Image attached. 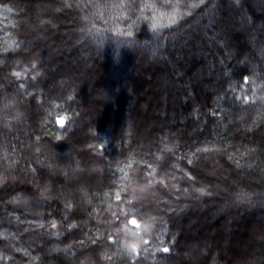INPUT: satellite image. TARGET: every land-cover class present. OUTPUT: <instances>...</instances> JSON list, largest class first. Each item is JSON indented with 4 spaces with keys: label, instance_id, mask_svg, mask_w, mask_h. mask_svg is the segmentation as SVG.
Instances as JSON below:
<instances>
[{
    "label": "trees",
    "instance_id": "1",
    "mask_svg": "<svg viewBox=\"0 0 264 264\" xmlns=\"http://www.w3.org/2000/svg\"><path fill=\"white\" fill-rule=\"evenodd\" d=\"M0 264H264V0H0Z\"/></svg>",
    "mask_w": 264,
    "mask_h": 264
},
{
    "label": "rangeland",
    "instance_id": "2",
    "mask_svg": "<svg viewBox=\"0 0 264 264\" xmlns=\"http://www.w3.org/2000/svg\"><path fill=\"white\" fill-rule=\"evenodd\" d=\"M57 10V8H54V7H50L49 6V9H48V13L50 14V13H56L55 11ZM60 22H58L57 24H59ZM65 24H68V23H65ZM53 29H54V26L52 25L51 26ZM230 27V29L232 30V32H235L236 31V28L234 27V26H229ZM59 29V28H58ZM57 29H54L53 31H56ZM237 32V31H236ZM57 33V32H56ZM64 33V32H63ZM58 35V34H57ZM206 44L208 45L209 44V41L208 42H206ZM73 46V44L72 45H70V46H68V47H66V49L64 48V50H65V52L67 51V52H69V49L71 48ZM76 46H78V45H76ZM78 53H79V50H78ZM188 55V56H187ZM186 56H187V61H188V59H190V58H196V56H197V54H193V53H188ZM196 59H198V58H196ZM72 64H74V62L72 61ZM89 65H91V67H86V65L85 66H81V67H79V65H78V67H79V69H77L78 70V77L76 78V83H77V85H79V86H83L84 85V82L86 81V80H88L87 78H88V76H89V74H90V72H91V70H94L95 69V66H96V64H94V63H88ZM88 65V66H89ZM88 68V69H87ZM109 75V74H108ZM108 75H107V77H106V79H105V81L106 82H108L107 81V79L109 78L108 77ZM111 76V75H110ZM207 77V76H206ZM209 78V77H208ZM205 79V78H204ZM117 78L115 77V76H111V78H110V81L108 82V83H112V81H114V86L116 85V83H117ZM98 81H95V83H97ZM94 83V84H95ZM99 83V82H98ZM101 83V82H100ZM120 83V82H119ZM123 83L124 82H122V84H120V87H122L123 86ZM170 83L169 82H166V86H168ZM89 85V84H88ZM117 85H119L118 83H117ZM152 85L154 86V85H156V83L154 82V81H152ZM152 85L151 86H149V89H150V87H152ZM62 87V86H61ZM106 88H102V87H100V86H96V87H93V89H92V94H96L95 96H93V100L94 99H96V101H99L101 104H104V105H109L110 106V110L108 111L109 112V114L108 115H110V118L112 119V110L113 111H116L117 109V107L113 104V106H112V103L110 104V101H112L113 100V96L111 95V93H113L114 91H116L117 89H115L116 88V86L115 87H113L112 89H110V88H108L107 86H105ZM63 88V87H62ZM213 87H210V86H206V88L205 89H212ZM163 92H164V94H165V90H163ZM128 93V106H130V107H132L133 105H134V95H138L139 94V92L138 93H135L134 91H133V93H135V94H132L131 93V91H128L127 92ZM132 94V95H131ZM145 94V93H144ZM114 95H116V93L114 92ZM142 99L143 98H146V97H144V95L142 94V97H141ZM144 100V99H143ZM159 101V100H158ZM168 102H169V100H168ZM100 106V105H99ZM103 106V105H102ZM101 106V107H102ZM104 107V106H103ZM113 109H112V108ZM148 109H150V107L148 108ZM148 109H145V110H143L144 112V114H145V116H146V124L144 125V127H145V132L147 131V128H151L152 126H153V123L154 124H157L158 122H160L162 119H161V117H160V113H155V109L152 107V110L154 111V112H150V110H148ZM157 110V109H156ZM153 113H154V116H152L153 115ZM13 119H15V118H13ZM154 119V120H153ZM152 120V121H151ZM171 122V121H170ZM91 170V169H90ZM91 172H92V170H91ZM247 211V209H245V212ZM215 213H216V210H215ZM248 215V214H247ZM249 216V215H248ZM258 217H259V215L256 213V215H251L250 216V218L252 219V221H255L256 223H261V222H258L257 221V219H258ZM135 222H136V220L135 219H133ZM131 224V223H130ZM137 224V222L135 223V224H131V225H136ZM237 230H240L241 232H243L244 231V233H247L246 231H248V229L247 230H243L241 227H238L237 229H236V231ZM252 230V232L254 231V229H251ZM199 232H200V234L201 233H203V232H201L200 230H199ZM251 231H248V233H250ZM204 236H207L208 237V235H211V233L209 234L208 232L205 234H203ZM238 242H235V244H236V246H238L239 247V242L241 241V243H242V241L243 240H241V238H239V239H236ZM238 243V244H237Z\"/></svg>",
    "mask_w": 264,
    "mask_h": 264
},
{
    "label": "snow or ice",
    "instance_id": "3",
    "mask_svg": "<svg viewBox=\"0 0 264 264\" xmlns=\"http://www.w3.org/2000/svg\"><path fill=\"white\" fill-rule=\"evenodd\" d=\"M15 75H19V73H16ZM244 81H245V83H247L248 82V78L244 77ZM59 123L63 124V120L59 121ZM131 223L135 224L136 222L133 220V221H131ZM52 227H55V224H53ZM163 251L164 252H168L169 249L168 248H164Z\"/></svg>",
    "mask_w": 264,
    "mask_h": 264
},
{
    "label": "water",
    "instance_id": "4",
    "mask_svg": "<svg viewBox=\"0 0 264 264\" xmlns=\"http://www.w3.org/2000/svg\"><path fill=\"white\" fill-rule=\"evenodd\" d=\"M131 221H133V219L130 220V223H131ZM131 224H133V223H131Z\"/></svg>",
    "mask_w": 264,
    "mask_h": 264
}]
</instances>
